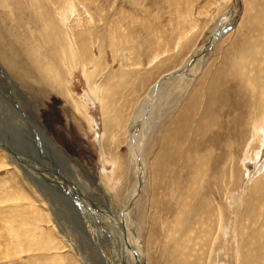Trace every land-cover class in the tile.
<instances>
[{"label":"rangeland","instance_id":"obj_1","mask_svg":"<svg viewBox=\"0 0 264 264\" xmlns=\"http://www.w3.org/2000/svg\"><path fill=\"white\" fill-rule=\"evenodd\" d=\"M47 1L48 0H44L45 12L48 13L45 14V17H47L45 20L51 17L50 14L52 12L48 5L53 4L59 8L60 11L65 9V11H67V17L75 13L69 24H73L75 18H77L80 21V24H76L77 30L88 29L92 31V42L96 53H98L96 63H100L102 69L105 68V71L102 72L101 70V73L100 70L97 71L100 78L99 76L93 77V83H96L100 88L107 73L106 69L109 70L110 67V69L113 70L112 72L115 71L116 73L115 81L118 84L112 85V93L109 95L111 99L109 104L110 107L108 105V108H105L107 113L105 116L107 120L105 127L106 132L103 130V117L100 113L101 105H98L96 101H90L88 99V109L86 108L87 113L95 120L94 125H96L98 134L100 133L99 135L103 136L102 141L98 144L96 140H98L100 136L97 138V136L89 130V123H87L83 116L76 114L68 101L66 102L62 97L60 99L54 94H47L44 98L38 96V100L34 99L24 87L17 84L18 81L14 79L13 75L5 70L0 63V71L4 73V75L0 73V80H4V83L8 87H15V94L8 98V100L11 101V106L16 104L19 109L18 111L14 110L15 113L23 112L22 106H25L26 109L28 105H31L37 116H39V121L44 126L45 131L50 133L52 139L53 135L55 137L58 135V140L62 142H58L60 147L62 146L61 149L63 148L77 165L73 164L74 168L70 164L69 166L65 165L61 158L54 159L53 151L48 148H42L41 150L39 146L40 143H35V140H30L29 135H27V133H29L27 127H24L26 131H22L21 127H11L12 113L9 107H6V109L2 107L3 104L6 105L7 103H3L2 100H0V116L6 121L3 122L2 118L0 119V160L5 159V163L9 164V166L6 167L3 161H0V245L4 243L5 252H7V257L3 264H30L35 255L41 256L40 258H44L46 261L48 259V264H61L62 262V264H94L95 256L93 259L91 250H95L97 253L101 251L100 253L102 255L104 254L103 256L108 259L107 264H116V262L119 264L120 253L118 251L120 249L119 234L121 233V227L117 222V218H113L112 214L115 215L114 217L118 216L117 214H119L122 208L121 205L136 180V176L133 173L134 169H132L129 160H126L128 157V150L125 144V138L123 137V131H120L123 118L125 119L129 114V110L134 109L136 105L131 109H129V107L136 103L138 99L141 100L145 92L156 80L162 77V74H167L168 71L171 72L172 69L177 70L179 68L180 70L183 62L189 57H192L194 52L193 49H198V47L203 46V41L209 35V31L219 20H222L225 22L224 35L220 39L214 40V43L202 52V55L199 57L200 59H198L201 65L197 72H191L189 76L186 74H184V76L181 75L183 78L182 82H185L187 78H192V86L187 91L178 110L172 113L170 117L166 119V122L164 121L165 119L162 121L167 127H172L175 123L173 119L176 117V114L183 113V107L189 101L191 93L197 90L200 103L196 107V110L192 109L186 111L188 113L182 122L185 128L181 130L182 133H185V131H187L186 129L191 128L190 125H193V122L201 116L206 101V95H209L207 92L212 88L213 84L229 81L236 73L248 72L252 68L250 66H254L251 60L258 61V63H260V65L262 64L264 67V56L261 54L262 50L259 53L258 48L260 47L262 49V47H264V0H147L148 2H152L151 7H148L147 1L145 0H86L83 6L85 7L86 5V7L90 9L93 15L91 18L95 23L91 21L92 19L89 20V10L87 9L88 11H86L81 5L78 6L75 0ZM15 4L17 5V0H10V2H7L5 5L12 7ZM147 12L152 15L151 18L146 16ZM2 13L3 12L0 14V26H2V28L7 27L8 30L14 29V26H16L15 22L21 20V16L17 12L13 13V17H8V15L6 16ZM28 14L29 13H27L26 16L24 13V19L28 17ZM124 15L128 16L127 19L129 21L130 19L135 21V23L131 25L127 19L124 20L126 23L123 22L124 26L126 27L127 25L129 28L127 31H124V34L127 36V42H123L124 45L120 46L123 47L125 51H119L117 48L118 45L113 48L107 46L104 48L103 44L106 42V39L109 42L112 41V38L109 36L110 34H114L112 37L116 39L112 44L119 42L118 39H120L121 36L119 32V27L121 26L120 20ZM225 18L227 19L225 20ZM3 20H5L6 23H2ZM87 21L90 22V26L86 24ZM148 24L151 26H148ZM237 26L238 29L234 30ZM189 28L191 31L187 34L184 33L185 36H183L180 43L176 45L174 49L175 52H172L173 50L166 52L162 42H165L167 38L171 41L172 46L174 43L179 42L177 40V37L180 36L179 33H183ZM16 29H19V31L16 32L17 36H20L21 28L17 26ZM140 46H142V48ZM139 48L140 50H137ZM178 49L181 50V53H179L180 50L178 51ZM135 50H137V52ZM156 56H159V59L157 61L154 60L152 63L151 61H153V58ZM121 63L126 67H123L124 70H122V72V68L120 67ZM245 63L247 65L244 70ZM262 76L264 79V68ZM86 82L81 70L76 69L69 83L75 96L79 97L87 91ZM113 86L116 87L113 88ZM0 87L2 88V86ZM3 87L5 88V86ZM1 94L2 91L0 89V95ZM126 101H128L130 105H124ZM12 107L14 109V106ZM121 107L123 111H120ZM65 109H67L68 115H70V121L65 118ZM130 116H132V113ZM108 118L112 121L111 123L108 121ZM56 119L58 122L54 123L53 121ZM14 121L16 122V118ZM66 122H68L69 126L72 125L70 127L71 132L68 130V135L60 131ZM116 123H118V125ZM54 127L56 129H54ZM189 134L186 142L183 141L178 145H171L169 153L175 154L178 151L180 154H185L188 145L191 144L188 143L191 136H189ZM191 150L196 153L195 147ZM150 153L152 152L148 151L146 157L144 156L146 164L144 171L145 176L141 181L142 185L140 186L135 213L137 225L142 224L143 227L140 232L137 225L136 228H134L136 237H140V244L143 245L142 251L146 250L145 246H147V241L151 232V236H154L153 241L156 240L154 243H158L159 241L161 244L165 242L170 245V237L167 232L171 235L172 231H170L169 228L172 224H175V221H173V213H170L173 209L171 204L173 203L175 194L173 195L170 189H172V191L175 189L173 188L174 185L171 186V184L168 183L169 186H167L165 182L162 189L160 181L161 183L171 180H181L183 182V180L189 179L187 170L184 171V169L182 173L177 172V169L175 172H171V174L165 172L167 166V162L165 161V166L162 165V169H165L163 170V175L162 177L157 175L158 179L156 182L150 174L152 170L150 168L152 163V155L150 156ZM201 153H203V151H201ZM101 158L104 161L103 165ZM118 158H123V160L119 161L120 166L115 170L113 175H109L111 181L107 185H104L106 181L100 176L101 169H104L103 172L106 175L109 174V172L112 173L111 169L115 163L114 161ZM124 160L126 164H123ZM14 164L16 167L13 166ZM210 164V167L202 166L201 163L195 165V167L199 169L201 175L198 176L197 179L207 178V182L213 179L214 181L216 180L217 183L213 184L209 181L207 190L205 187L204 191L202 189L205 184L202 182L204 179H202L200 180L202 183L199 182L197 191L194 193V191L191 190L190 193L187 192V194L183 196L179 195V202L182 204L185 202V204L193 206L196 205L195 202L197 200H200L202 194H207V200L210 202L212 210H214V208L219 209L214 215L216 226L220 223L218 228L219 233L215 232L217 229L216 226L214 227L215 231L213 230V233H217L219 236L218 244L213 245L214 252L220 251L219 248L224 245L223 236H225L226 228L230 230V228L234 226L237 238V242L236 239L231 242V244H234L235 249L234 264H237L240 252L242 255L244 253L247 255V259L244 263L248 264L249 260L251 262L250 254L255 255L258 253L254 249V241L250 238L249 232L264 231V148L258 157L254 156V160L251 162L248 161L247 163V172L257 175V180H255L253 184H249L248 187L250 189L245 186V184H247V177L243 174L245 169H240L239 167L241 166V162H236L238 169L234 170L233 177L229 178L223 175V169L215 172L217 169L213 167L211 170L212 163ZM169 165L171 164L169 163ZM81 168L84 170L83 172ZM72 169H74L73 176L71 173L73 172ZM11 170H14L18 175L17 179L11 173L8 174ZM261 171L262 173H260ZM32 172L37 177L39 176L38 178L41 181L40 188H38L36 182L31 184V180L29 182L27 178L24 177L28 176L29 178V176H33ZM87 174H90V177ZM209 177L212 179H208ZM89 180L96 182V184L98 182L101 184L94 185L95 187H93L91 184L93 182L90 181L89 183ZM79 182L84 183L88 189H86L84 185H80ZM152 182H156L154 189L151 188ZM243 186L245 188H243ZM164 188L166 190H164ZM46 190H50L56 196L61 197V199L66 198L65 200H68L67 202L72 203L77 210H81L86 215V220H88L90 226L88 225V227L83 228L88 230L87 234L82 228V224L75 223L71 216L67 217L63 215L60 208L58 210V204L52 202ZM216 191H221V193H218V195L217 193H213ZM175 192H177V190H175ZM96 194H99L105 201L107 200V205H102L100 202L98 203L97 200L99 199ZM212 194H216V196H210ZM224 194L234 196L232 197L233 200H230V204L225 198L223 199L222 195ZM245 194H247V196ZM244 202L246 203L245 206ZM231 203L233 204L231 205ZM166 210L168 211L166 212ZM261 210H263L262 213H260ZM256 211H258V214H256ZM252 219L255 220V222ZM152 220L154 221V225H152ZM164 226L167 228L165 229ZM102 227L104 228L101 229ZM90 230H92L95 240H92ZM10 231H13V233ZM243 234L245 236H242ZM82 237H85L86 240ZM181 241H183V238ZM257 241H264V239ZM25 242L33 246L28 247L29 249L20 247V243L25 244ZM89 242H91V250ZM94 242L95 246H93ZM37 246L44 249L42 251L35 250L34 252V248H37ZM256 247L257 246H255V248ZM153 248L155 247L150 246L153 254L152 256L156 257ZM111 249H114V251ZM214 252L212 255H208L206 258L207 260H204L202 264H218ZM53 257H56L57 259L54 258V260L57 261H54ZM258 258L264 260V256L261 255V253L258 254ZM50 259L52 260L50 261ZM221 259L224 263L226 262L225 264L231 263L232 261L231 257L227 254L222 256ZM147 260L150 264L151 260L149 261L148 257Z\"/></svg>","mask_w":264,"mask_h":264},{"label":"bare ground","instance_id":"obj_2","mask_svg":"<svg viewBox=\"0 0 264 264\" xmlns=\"http://www.w3.org/2000/svg\"><path fill=\"white\" fill-rule=\"evenodd\" d=\"M85 1L86 0H75L78 6L81 5V7L86 9V11L89 10L88 15L90 20L92 19L91 17H93V15L92 12H90V9L86 7V5L85 7L83 6ZM7 2H10V0H0V14L1 12H3L2 14L6 16L8 15V17L9 16L13 17V13L17 12L21 16V20L19 22H15L16 26H14V29L8 30L7 27L2 28V26H0V63L3 65L5 70L9 71L10 74L13 75V78L18 81L17 84L24 87L34 99L38 100L39 99L38 96L44 98L46 97L47 94L48 95L54 94L58 98L61 99L62 97L63 100H66V102L68 101L71 104L72 109L76 112V114L83 116L87 121V123H89L88 124L89 130H91L92 133L97 136V138L98 136H100L98 140H96L98 141L99 144L100 141H102L103 136L99 135L100 133L98 134V131L96 130L97 129L96 125H94L95 120H93L90 114L87 113L88 102L89 100L96 101L98 105H101L100 113L102 114L103 117L102 118L104 123L103 130L104 132H106L105 127L107 124V120L105 116L107 113L105 108L107 109L108 105L110 104L111 99L109 95L110 93H112L111 92L112 85L118 83H116L115 81L116 73L115 71L112 72L113 70H111L110 67L109 70L106 69L107 73L105 75V79L103 78L104 79L102 82L103 84L100 86V88L97 86L96 83H93L92 78L99 76L97 74L98 73L97 71L100 70L101 73V70L103 72L105 71V68L102 69L100 63L98 62L96 63V58L98 53H96L92 42L93 40V37H91L92 31H89L88 29L80 30V31L77 30L76 24L77 23L80 24V21L77 18H75L73 24L71 25L69 24L75 13L70 14L67 17V13H66L67 11H65V9L60 11V9L54 6L53 4L48 5V7L51 8L52 13L50 12L51 17H49L48 20L46 19L47 22L45 23L46 21L45 18H47L45 17V14L48 13L45 12L44 0H36V1L17 0V5L15 4L12 7L6 6L5 4ZM146 3L148 7H151L152 2L147 1ZM24 13L26 14V16L27 13H29L28 17H26L25 19H24ZM146 16L148 18H151L152 15L147 12ZM127 17L128 16L124 15L121 18V20L119 18L121 24V26L119 27L120 29L119 32L121 35L120 39H118L119 42L116 44H112L116 41V39L112 37L114 34H110L109 36L112 38V41L109 42L106 39L105 40L106 42H104L103 44L104 48H106V46L113 48L114 46L118 45L117 48L119 49V51L121 50L125 51V49L120 46L124 45L123 42L125 43L127 42V38H126L127 36L124 34L125 33L124 31H127V29L129 28L127 25L125 27L123 24V22H125L124 20L127 19ZM226 19L227 18H225V20ZM91 21L94 22L93 19ZM3 22H5V20H3L2 23ZM133 23H135V21L130 19L129 24L131 25ZM86 24L90 26V22L87 21ZM224 25L225 22L219 20V22L215 26H213V28L209 31V35L203 41V46L198 47V49L197 48L193 49L194 52L192 57H189L187 60L185 59L186 61L183 62L181 69L180 70L179 68L177 70L172 69L171 72L168 71L167 74H162L161 75L162 77L156 80L155 83L145 92L142 99L141 100L138 99L136 103H134L129 107V109H131L133 106L136 105L134 109L131 110L128 109L129 110L128 116H126L125 119L123 118V123L121 122L122 124L120 127V131L121 130L123 131V137L125 138L124 140L128 150L127 152L128 157L126 160H129L132 169H134L133 173L136 176V180L132 188L127 193L126 198L124 199V202L121 205L122 206L121 211L119 212V214H117L118 216L114 217L115 215L111 213L113 215V218L115 219L117 218V222L121 227V233L119 234L120 249L118 251L120 253L119 264H149L147 257L149 258V261L151 260L150 264H202L204 260H207L206 258L208 255H212V253L214 252L213 245L214 244L217 245L219 242L218 234L213 233V230L215 231L214 227L216 226V219L214 218L215 217L214 215L216 211L217 212L219 211V209L214 208V210H212L211 204L207 200L208 197L207 194L205 195L202 194L200 200L199 201L197 200L195 202L196 205L193 206L185 204V202L184 204L179 202L180 201L179 195L183 196L184 194H187V192L190 193L191 190H193L194 193L197 191L200 180L204 179V181H202L205 184L203 186L204 188L202 189L204 191H205V187L207 190V184L209 181L213 184L217 183L216 180L214 181L210 177L208 179H212V181L208 180V182H207V178L197 179V177L201 175L199 173V169L195 167V165L201 163L202 166L210 167L211 165L210 163H212L211 170L213 169V167L217 169L215 172L221 171V169H223L224 172L223 175L229 178V177H233L234 174L233 171L238 169L236 166V162L238 161L241 162V166H239L240 169L241 168L245 169L243 171V174L246 175L247 177L246 178L247 184H245V186L249 188L248 187L249 184H253L255 180H257V175H253L252 173L250 174V172H247L246 166L248 161L249 162L253 161L254 156L258 157V155L261 154L264 148V128H263L264 127V81H263L264 79L262 76V71L264 67L262 66V64L260 65L258 61L251 60V63L254 66H250L252 68L248 72H239L238 74L236 73V75L234 74V77L229 81L213 84L212 88L207 92V94L209 95H206V101L203 106V110H202L203 112L201 116L196 121L193 122V125L192 124L190 125L191 128L186 129L187 131H185V133H182L181 130L185 128L182 122L186 114L188 113L186 111L192 109L196 110V107L200 103L197 90H194V93H191L190 95L191 97L189 101L183 107V113L176 114V117L173 119L175 123L174 125H172V127L169 126L167 127L166 125H164L165 123H162L164 119H165L164 121L166 122L167 121L166 119L169 118L172 113H175L178 110V108L181 105V102L184 100L187 91L192 86L191 84L192 78L191 79L187 78L186 81L184 80L185 82H182L183 78L181 77V75L184 76V74H186L187 76H189V73L191 72L195 73L197 72V70H199L201 65L200 60L198 62V59H200L199 57L202 55V52L205 51L207 47H209L214 43V40L220 39L224 35L225 33ZM17 26L18 28H21L20 36H17L16 33L17 31H19V29H16ZM148 26L151 25L148 24ZM237 29L238 26L234 30ZM190 31L191 30L189 28L185 30L183 33L182 32L179 33L180 36L177 37V40L179 42L174 43V41L172 40L174 43V44L172 43L173 44L172 46H171V41H169L166 38V41L162 42L165 46L164 47L165 51L170 52L173 50L172 52H175L174 49L176 45L180 43L182 37L185 36L184 33L187 34ZM140 47L142 48V46ZM258 48H259V53L262 50L261 54L264 56V47H262V49L260 47ZM137 50H140V48ZM137 50L135 51L137 52ZM179 50L180 49H178V51ZM179 53H181V50ZM158 59L159 56H156L153 58V61L151 62L153 63L154 60L157 61ZM246 65L247 64L245 63L244 70ZM120 67L122 68L121 72L122 70H124V68H126L122 63L120 64ZM76 69L81 70L82 75H84L87 81L86 82L87 91L83 95H80L79 97L74 95L73 90L69 84L70 79L73 76L74 71ZM0 73L4 75L2 71H0ZM0 86H2V88L0 87L2 91V94L0 95V100H2L3 103L4 102L7 103L6 105L4 104L1 105L5 109L6 107H9V110L12 113L11 114L12 123L10 124V126L15 128L21 127L22 131H26L24 127H27L29 130V133H27V135H29L30 140L32 141L35 140L34 141L35 143H40L39 146L41 147V150L42 148L45 149L48 148L49 150L54 152V159L61 158L65 165L69 166L70 164L74 168L73 164L76 165V162L72 160V158L69 156V154H67V152L63 148L61 149L62 146L60 147L59 143L62 142L61 140H58L59 138L58 135L57 137L53 135V139H52L50 133L48 131H45L44 126L39 121V116H37L36 112L33 110L31 105L30 106L28 105L26 109L25 106H22L24 111L15 113L14 110L16 111L19 110L17 105L16 104L12 105L14 106L13 109V107L11 106V101L8 100L9 97L15 94L14 93L15 87L11 88L10 86L9 87L6 86L4 80L2 81L0 80ZM3 86H5V88ZM116 86H113V88ZM124 105H130V104L128 101H126ZM121 110L123 111L122 107L120 108V111ZM131 113L132 116H130ZM64 115H66L65 118L69 119L70 121V115H68L67 109L64 110ZM1 118L2 117L0 116V119ZM15 118H16V122L14 121ZM2 121L4 122L5 120L2 118ZM108 121H110V119ZM53 122L57 123L58 121L56 119ZM111 122L112 121H110V123ZM116 124L118 125V123ZM71 126L72 125L69 126L68 122H66L62 130H60L61 133L68 135L69 131L71 132V128H70ZM54 129L56 128L54 127ZM188 134L189 136L191 135L190 139L188 140L189 141L188 143L191 144L188 145L185 154L183 153L180 154V152L178 151L175 154L169 153L170 146L178 145L180 144V142L183 141L186 142L188 138ZM194 147L196 153L193 152V150H191ZM259 149L261 152L259 151ZM148 151L152 152L149 155L150 156L152 155L151 157L152 163L150 165V168L152 170L150 174L153 176V180L156 181L158 179L157 175H160L162 177L163 170H165L162 169V167L165 166L164 165L166 164L165 161L167 162L165 172L171 174V172L173 171L175 172V170L177 169V172L182 173L183 172L182 170L184 169V171L187 170L189 179L183 180V182L181 180H171V181H163L161 183L160 181L162 189L165 182L167 186H169L168 183H170L171 186L174 185L173 188L177 190V192H175V190L172 191V189H170L171 190L170 192H173V195L175 194V197L172 195L174 197L173 203L171 204L173 209L170 212L171 214L173 213V217H174L173 221H175V224H172V226L169 228V230L172 231L171 235H169V232L166 231L168 233V236L170 237L169 238L170 245H168L165 242H162L161 244L159 241L158 243L156 242L154 243V241L156 240L153 241L154 236L153 237L151 236L152 233L151 232L149 235L150 237L147 241V246H145L146 250L142 251L143 245L140 244L141 243L140 237L139 238L136 237L134 228H136L137 225V222L135 221L136 220L135 213L137 209L136 205L138 203L137 199L140 193V186L142 185L141 181L145 176L144 171L146 164H145L144 156L146 157ZM201 151H203V153H201ZM121 160H123V158L122 159L118 158L117 160L114 161L115 163L113 162L114 164L111 169L112 173L109 172V174L106 175L103 172L104 169L103 170L101 169L100 176L103 177L106 181L104 185H107L111 181L109 175L114 174L115 170H117L118 167L120 166L119 161ZM0 161H3V163L5 164L4 166L6 167L9 166L8 163H5L6 162L5 159H2ZM103 162L104 161L102 160V165ZM169 163L171 165H169ZM123 164H126L125 160L123 161ZM13 166H15V164ZM72 170L73 172L71 173L73 176L74 169ZM81 170L82 172L84 171L82 168ZM10 173L13 176H15V178L17 179L18 175L15 173L14 170H11L8 174ZM260 173H262V171ZM32 174L33 176H29V178L28 176H24V177L27 178L29 182L31 180L30 182L31 184H34V182H36V184H38V188H40L41 181L38 178L39 176L37 177L33 172ZM87 175L90 177V174ZM90 181L93 182L92 180H89V183ZM156 182L151 183V188L154 189ZM81 184L84 185L86 189H88L84 183H80V185ZM91 184L93 187H95L94 185H100L101 183L98 182L96 184V182H93ZM243 188L245 187L243 186ZM164 190L166 189L164 188ZM46 193H48L53 203L56 202V204H58L57 205L58 210L60 208L61 213H63V215H66L67 217L71 216L75 223L83 225V226L81 225L82 228L88 227L89 223L88 220H86L87 219L86 215L81 210L80 211L82 213L79 210H77L72 205V203L67 202L68 200L66 201L65 200L66 198L61 199V197L56 196L50 190L48 191L46 190ZM213 193H217L218 195V193L220 194L221 191H216ZM247 194L245 195L247 196ZM96 196L99 199L97 200L98 203L100 202L102 205H107L108 202L107 200L105 201L103 198L100 197L99 194H96ZM210 196H216V194H212ZM222 197L223 199L225 198V200H227V202L230 204L231 202L230 200H233L232 197L234 196H231L230 194L229 195L224 194L222 195ZM245 202H244V206L246 204ZM232 204L233 203H231V205ZM167 211L168 210H166V212ZM262 211L263 210H261L260 213H262ZM256 214H258V211H256ZM253 221L255 222V220ZM189 223L190 225L188 227ZM219 224L216 226L217 229L215 232H218ZM152 225H154V221ZM137 226L139 227V232L142 231L143 228L142 224H138ZM103 228L104 227H102L101 229ZM166 228L167 227H165V229ZM85 232L87 234L88 230H85ZM11 233H13V231ZM249 233H250L249 236H251L250 238L254 241V249L258 253H256L255 255L250 254L251 262L249 260L248 264H264V260L258 258L259 253H261V255L264 256V241H257L264 239V231H260V232L250 231ZM90 234L92 235V240H95V238H93L92 230H90ZM242 236L245 235L243 234ZM223 237L225 242L224 245L219 248L220 251L214 252L217 262L218 264H225L226 262L224 263L221 257L227 254L232 259L231 263L228 264H234L235 249H234V244H231V242L235 239L237 242L234 226H232L230 230L226 228L225 236ZM82 238L85 239V237ZM182 238L183 241H181ZM90 243L91 242H89V245ZM61 244L63 245L62 242ZM32 246L33 245L27 244L26 242L25 244L20 243V247H25L27 249H29L28 247H32ZM93 246H95V242ZM150 246L155 247L153 248V250L155 251L156 257L152 256L153 254L151 252ZM255 246L257 247L255 248ZM91 248L92 246L90 245V250ZM43 249L44 248H39V246H37V248H34V252L35 250L42 251ZM48 249H52V248H48ZM112 251H114V249ZM95 252H96L95 250H91V253H93L92 258L94 259L95 256L94 264H107L108 259H106L103 256L104 254L102 255L100 253L101 251L98 253ZM239 254L240 257L237 259V264H245L244 262L247 259V255L245 253L242 255L241 252ZM236 256H237V252H236ZM6 257H7V252H5V247L3 243L0 245V264H3ZM40 257L41 256L39 255H35V257L32 258V262H30V264L49 263L48 259L46 261L44 258H40ZM54 258L57 259L56 257H53V260ZM51 260L52 259H50V261ZM59 260L63 261L62 259Z\"/></svg>","mask_w":264,"mask_h":264},{"label":"water","instance_id":"obj_3","mask_svg":"<svg viewBox=\"0 0 264 264\" xmlns=\"http://www.w3.org/2000/svg\"><path fill=\"white\" fill-rule=\"evenodd\" d=\"M7 152H10L9 150H6ZM11 154V153H10Z\"/></svg>","mask_w":264,"mask_h":264}]
</instances>
